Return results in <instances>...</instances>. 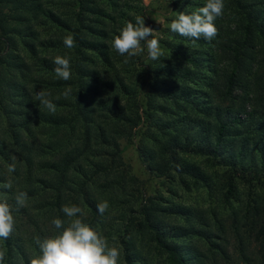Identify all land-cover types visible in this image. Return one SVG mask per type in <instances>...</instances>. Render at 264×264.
<instances>
[{
	"label": "trees",
	"instance_id": "trees-1",
	"mask_svg": "<svg viewBox=\"0 0 264 264\" xmlns=\"http://www.w3.org/2000/svg\"><path fill=\"white\" fill-rule=\"evenodd\" d=\"M164 2V57L153 61L111 46L137 16L151 27L142 0H0V199L16 222L0 239L3 264H29L35 238L62 231L51 222L66 226L73 204L120 250L118 264H264V0H224L211 41L169 29L206 0ZM57 55L71 80L56 77ZM41 90L54 114L34 99ZM127 145L178 200L145 193ZM192 188L212 200L179 192Z\"/></svg>",
	"mask_w": 264,
	"mask_h": 264
},
{
	"label": "clouds",
	"instance_id": "clouds-1",
	"mask_svg": "<svg viewBox=\"0 0 264 264\" xmlns=\"http://www.w3.org/2000/svg\"><path fill=\"white\" fill-rule=\"evenodd\" d=\"M225 8L224 0H206L204 5L197 11L191 13L180 12L170 23L169 29L183 37L213 40L218 29L215 20L223 15ZM135 24L127 22L112 41L114 48L121 56L133 57L140 55L146 47L149 59L156 61L164 57L160 47V40L155 37L154 29L145 24L144 17L137 16ZM151 37V38H150ZM142 42L143 45H142ZM64 45L71 49L75 46V39L72 35L64 38ZM170 58V57H169ZM55 64V75L64 81L71 80L70 58L57 55ZM163 66V65H161ZM71 88L65 89L62 93L67 98ZM50 93L38 91L34 97L49 113L56 112V104L50 99ZM59 99V97H57ZM9 172L15 171V164L9 165ZM5 189H11L12 183L6 182L2 185ZM16 203L23 207L27 202V193L20 191L15 196ZM109 208L107 201L99 203L97 210L103 214ZM61 211L68 218L65 221L61 218H54L52 225L56 229H62L58 234L41 239L35 238L39 248V255L30 257L29 264H118L120 250L115 246H109L107 239L95 228L85 222L83 209L78 205H65ZM15 218L12 208L6 199H0V239H9L15 230ZM6 256V251L0 249V264Z\"/></svg>",
	"mask_w": 264,
	"mask_h": 264
},
{
	"label": "rangeland",
	"instance_id": "rangeland-1",
	"mask_svg": "<svg viewBox=\"0 0 264 264\" xmlns=\"http://www.w3.org/2000/svg\"><path fill=\"white\" fill-rule=\"evenodd\" d=\"M143 5H148V8H150L149 16L151 18V27L154 29V35L160 36L164 27L167 26V21L164 18V15H170L168 11H166V7H163V4L166 3L164 0H142ZM162 11L165 12L162 14ZM146 48V47H145ZM147 50V49H146ZM125 150L122 152L123 159L126 163L130 165L131 171L140 178V180L143 181L144 190L146 194H153V193H160L162 195H168L170 197H173V199L178 200V197H174L172 194H170L167 190H165L166 185H160L159 181L156 179H153L149 177L145 170L143 169L142 165L138 161L136 154H135V148L131 145L125 146ZM185 197L189 198V200L194 201L198 200V203H207L212 200V198H208V196L205 195L204 189H195L192 188L190 191H179ZM177 193V192H176ZM109 246H112V243L109 242Z\"/></svg>",
	"mask_w": 264,
	"mask_h": 264
}]
</instances>
